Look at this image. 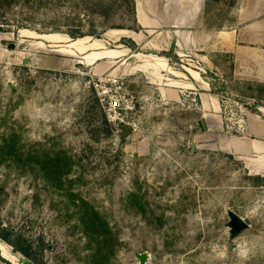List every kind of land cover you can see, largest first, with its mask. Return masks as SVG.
Returning <instances> with one entry per match:
<instances>
[{"label":"rangeland","instance_id":"374dc122","mask_svg":"<svg viewBox=\"0 0 264 264\" xmlns=\"http://www.w3.org/2000/svg\"><path fill=\"white\" fill-rule=\"evenodd\" d=\"M242 2L0 0V227L33 264H264V166L228 152L264 119Z\"/></svg>","mask_w":264,"mask_h":264},{"label":"crops","instance_id":"0c3cea01","mask_svg":"<svg viewBox=\"0 0 264 264\" xmlns=\"http://www.w3.org/2000/svg\"><path fill=\"white\" fill-rule=\"evenodd\" d=\"M244 2H251L254 4L250 7L246 4H245L246 6L242 5L241 6L242 13L240 14V16L243 17L244 15L243 10L247 13V15L248 13H251L254 14L256 17L264 16V0H243L242 4H244ZM132 39L134 40V42H136L137 45H139V43L136 41L134 37H132ZM75 44L77 45L78 43ZM176 45L178 47L180 46L179 40L177 41ZM152 58L155 59L154 57ZM157 59H159V61L156 63H150V61H148L145 62L144 64H141L140 67L144 68L142 69L144 72H147L148 66H154L159 70H165L167 68L168 72H171L176 76L175 73L176 71H172V70L170 71V69H174V68L171 67L170 65L171 63L168 58H164L163 56ZM157 80L161 81L162 79H157ZM190 86L193 85L191 84ZM189 88H193V87H189ZM211 108H214V110L221 109L220 102H218L216 99L204 98L201 105V110L203 112L204 117L208 112V110H210ZM224 125L225 122L218 123L219 128L223 129ZM247 133L252 138L231 136L229 139L231 149L228 150V152L231 153L232 156H234V158H246L250 154L255 155V158H258L259 161L261 160L260 162L262 163L261 167H263L264 166V119H262L258 115H251V122L250 121L248 122ZM260 172L261 171L259 170V173ZM5 244L8 246V249L3 251V249L0 247V264H33L31 260H29L22 253L13 249V247L9 245L7 242H5Z\"/></svg>","mask_w":264,"mask_h":264},{"label":"trees","instance_id":"16d2710c","mask_svg":"<svg viewBox=\"0 0 264 264\" xmlns=\"http://www.w3.org/2000/svg\"><path fill=\"white\" fill-rule=\"evenodd\" d=\"M1 30L2 29L0 28V31ZM6 139L9 140L8 138H4L3 141L0 140V150H2L4 148V146L7 145ZM94 214H95V216H93ZM92 216H93V218H92ZM95 217L96 218L98 217V212L96 210H92L91 218H89V220L94 223V220L96 219ZM104 225H105L104 230L109 231L108 225L107 224H104ZM5 242H7L9 245H11L13 247V249L22 253L29 260L34 262L33 253L31 252V249L29 248V246L23 247L22 244L19 242L18 237L12 235V233H10L6 228L1 229V227H0V247L3 249V251L8 249V246L5 244ZM96 251L100 252L99 247L96 248ZM92 256H94V255H92Z\"/></svg>","mask_w":264,"mask_h":264},{"label":"water","instance_id":"95a60500","mask_svg":"<svg viewBox=\"0 0 264 264\" xmlns=\"http://www.w3.org/2000/svg\"><path fill=\"white\" fill-rule=\"evenodd\" d=\"M11 46H13V45H11ZM200 125L202 126L203 129H206L204 119L200 120ZM130 129H131V127H129V126L126 127V130H130ZM228 214L232 220L231 225L233 226V228L236 231H241V230L246 229L250 226L249 223L242 216L237 214L236 212L229 210ZM146 258H147V256L145 254L142 255L141 256V262H144L146 260Z\"/></svg>","mask_w":264,"mask_h":264}]
</instances>
